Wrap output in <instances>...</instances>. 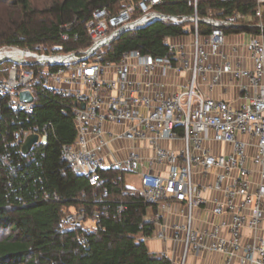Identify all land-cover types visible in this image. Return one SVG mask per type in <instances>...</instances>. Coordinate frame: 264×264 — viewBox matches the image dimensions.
I'll use <instances>...</instances> for the list:
<instances>
[{
    "label": "built area",
    "instance_id": "1",
    "mask_svg": "<svg viewBox=\"0 0 264 264\" xmlns=\"http://www.w3.org/2000/svg\"><path fill=\"white\" fill-rule=\"evenodd\" d=\"M164 1L122 0L116 12L94 9L85 23L86 47L0 45V110L31 113L40 89L60 97L66 104L61 111L71 114L76 129L74 141L60 145V159L90 187L100 188L99 201L107 198L112 182L121 184L123 196L137 194L154 206L148 217L152 233L140 239L180 243L177 259L159 253L172 264H190L188 256L208 253L223 256L220 264H264V0H253L250 16L235 11L221 17L166 15L155 9ZM199 1L186 0L194 10ZM156 20L190 24L185 26L192 35L189 46L169 37L163 40L164 56L137 49L124 51L117 62L104 59L121 34ZM201 23L209 33H199ZM228 33L247 36L242 45L248 63L224 51ZM156 68L162 76L173 71L188 79L166 91L146 78ZM223 76L237 84L236 107L201 90L203 84L212 90ZM23 91L31 102L20 100ZM48 133L47 125L19 127L12 143L21 146L35 134L32 147L45 144ZM212 144L221 152L214 154ZM108 171L115 177H104ZM126 174L137 177L138 188L127 185ZM122 209L118 204L117 213ZM168 213L177 219L167 223ZM96 215L69 209L60 222L89 233Z\"/></svg>",
    "mask_w": 264,
    "mask_h": 264
},
{
    "label": "trees",
    "instance_id": "2",
    "mask_svg": "<svg viewBox=\"0 0 264 264\" xmlns=\"http://www.w3.org/2000/svg\"><path fill=\"white\" fill-rule=\"evenodd\" d=\"M9 10L0 23V45L13 44L36 50L62 44L65 51L86 47L89 35L85 23L96 8L116 12L122 0H52L33 7L31 0H8ZM133 2L138 0H132ZM253 0H200L194 10L186 0H165L155 9L163 14L221 17L235 11L253 14ZM264 10V9H263ZM264 25V14L262 17ZM185 23L152 21L126 32L114 40L104 59L117 62L121 53L139 50L152 56H164V38L184 35ZM200 34L210 28L197 25ZM67 39H62V34ZM60 97L37 91L32 112L0 110V264H172L169 258L148 250L141 236H149L153 225L148 217L156 209L142 196L121 193V184L108 182V196L99 201V187H90L87 178L74 173L60 159V145L74 141L76 129L71 114ZM68 109V108H67ZM47 125L45 144L23 154L12 143L19 127ZM108 171L104 177H115ZM123 211L117 213L118 204ZM82 209L87 217L95 212L92 232L62 225L69 209Z\"/></svg>",
    "mask_w": 264,
    "mask_h": 264
},
{
    "label": "crops",
    "instance_id": "3",
    "mask_svg": "<svg viewBox=\"0 0 264 264\" xmlns=\"http://www.w3.org/2000/svg\"><path fill=\"white\" fill-rule=\"evenodd\" d=\"M192 35L189 32H186L184 35L177 36V37H170V40L173 43H179L189 46V43L191 41ZM247 41V36L242 34H230L228 33L226 36L225 45L223 47L224 51L231 55V58L233 60L235 59H242L245 60L247 56V52L242 45V42ZM232 48H236L235 51L232 50ZM211 60L215 61V58H211ZM246 63H248L246 59ZM147 79H150L153 83H160L162 84L163 88L166 91L173 90L175 88V85L184 84L186 83V80L188 79L187 73H176L173 71H170L167 73V75L162 76L160 74V70L156 68L153 70V73L150 76L146 77ZM201 90L203 93L213 96L218 99H224L228 101L233 107H236L240 104L241 99L239 97V92L237 90V84L230 81L228 77L223 76L221 79V82L218 86H215L212 90H208L206 86L203 84L201 85ZM163 144L167 145L168 143L162 142ZM123 147L128 146L129 144L121 143ZM219 145L212 144V152L214 154H218L221 152L219 150ZM211 197H213V194H210ZM208 208H210V205H207ZM208 208L206 211H203V217L207 219L209 217V210ZM176 218L174 213H168L167 214V223H172ZM196 225H200L199 223H195ZM144 242L147 245V248L150 252L159 254L161 251H167L168 255L171 256L173 259H177L180 251H181V244H171V243H164L163 241H160L159 239H154L152 237L146 238ZM188 261L190 264H220L223 256L217 254V253H208L207 255L196 257L194 255L188 256Z\"/></svg>",
    "mask_w": 264,
    "mask_h": 264
},
{
    "label": "rangeland",
    "instance_id": "4",
    "mask_svg": "<svg viewBox=\"0 0 264 264\" xmlns=\"http://www.w3.org/2000/svg\"><path fill=\"white\" fill-rule=\"evenodd\" d=\"M50 1L52 0H31V4L33 7L41 8ZM9 10H14L12 3L8 0H0V23L5 20L6 18L5 15H7V12ZM187 25L190 26V24H187ZM219 150H221V147H219ZM125 178H126L125 180H126L127 185L134 187V188L139 187L138 179L134 175L126 174Z\"/></svg>",
    "mask_w": 264,
    "mask_h": 264
},
{
    "label": "water",
    "instance_id": "5",
    "mask_svg": "<svg viewBox=\"0 0 264 264\" xmlns=\"http://www.w3.org/2000/svg\"><path fill=\"white\" fill-rule=\"evenodd\" d=\"M195 21L200 22L201 19L199 17H196ZM19 98L23 102L24 101L31 102L33 100L31 95L27 91L21 92L19 94ZM36 141H37V135H35V134L29 135L28 137H26L20 146L22 153L23 154L29 153L31 151V149L33 148L32 146L36 143Z\"/></svg>",
    "mask_w": 264,
    "mask_h": 264
}]
</instances>
